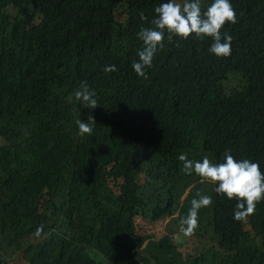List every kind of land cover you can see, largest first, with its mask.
Here are the masks:
<instances>
[{
	"label": "trees",
	"instance_id": "16d2710c",
	"mask_svg": "<svg viewBox=\"0 0 264 264\" xmlns=\"http://www.w3.org/2000/svg\"><path fill=\"white\" fill-rule=\"evenodd\" d=\"M160 2L0 0L3 253L24 264H264V199L234 219L236 200L214 191L187 235L190 205L175 215L197 175L180 153L218 162L228 150L264 170V0H231L229 56L208 51L211 37L165 31L138 76L136 34ZM82 82L94 108L75 100ZM89 116L81 135L75 121Z\"/></svg>",
	"mask_w": 264,
	"mask_h": 264
},
{
	"label": "clouds",
	"instance_id": "9594fccd",
	"mask_svg": "<svg viewBox=\"0 0 264 264\" xmlns=\"http://www.w3.org/2000/svg\"><path fill=\"white\" fill-rule=\"evenodd\" d=\"M157 14L152 20V27H141L137 37L143 42V46L137 50V57L131 62L132 70L138 76H145L146 67H150L153 57L162 46L165 31L176 36L187 38L194 34L198 38L211 37L212 43L208 51L217 57H227L231 53L232 36L221 29L226 22L236 21V12L231 0H210L207 7L202 10L201 0H161L154 8ZM141 12V19H143ZM171 39V36L168 37ZM105 72L115 71L116 66L105 65ZM95 90L87 84L81 83L74 97L83 107L94 108L97 105ZM94 121L91 116L87 120L76 119L75 123L81 135L91 133L92 125L88 121ZM183 162V170L186 173H195L202 179L215 182L214 191L223 194L228 199H235L233 211L234 219H241L252 213L256 203L264 199V170L259 163L248 158L236 159L226 150L223 159L214 162L203 156L198 160L188 159L185 153L177 157ZM211 195H201L190 201L187 215L181 218V231L190 234L198 223V210L212 203ZM39 231V229H37Z\"/></svg>",
	"mask_w": 264,
	"mask_h": 264
},
{
	"label": "rangeland",
	"instance_id": "374dc122",
	"mask_svg": "<svg viewBox=\"0 0 264 264\" xmlns=\"http://www.w3.org/2000/svg\"><path fill=\"white\" fill-rule=\"evenodd\" d=\"M8 12V16L9 19L12 20L15 17V12L13 10V8L9 7L7 9ZM238 79L237 77H231L230 78V82H236ZM214 183L210 180L207 179H202L200 176L196 175V176H192L189 180V184L185 190L181 193L179 199H180V203L177 204V208L178 210H176L175 215L179 213V209L183 208L185 204L190 205V201L193 198H198V193L201 195H211L212 196V201H213V193H214ZM191 191H195L193 193H191ZM211 209H212V203L206 207H201L198 212H202L204 213L205 211H208L209 213H211ZM170 218H167L165 221H169ZM64 232V230H60V234H62ZM1 247V244H0ZM14 254H12L9 250L5 249V252L3 253L0 250V257L1 259H3V262H6L7 264H24L25 260H22V258H17L16 256H13ZM140 264H143L142 262H140Z\"/></svg>",
	"mask_w": 264,
	"mask_h": 264
},
{
	"label": "crops",
	"instance_id": "0c3cea01",
	"mask_svg": "<svg viewBox=\"0 0 264 264\" xmlns=\"http://www.w3.org/2000/svg\"><path fill=\"white\" fill-rule=\"evenodd\" d=\"M136 264H139V263H136Z\"/></svg>",
	"mask_w": 264,
	"mask_h": 264
}]
</instances>
